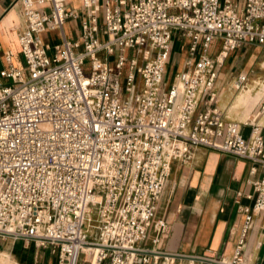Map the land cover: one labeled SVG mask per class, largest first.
<instances>
[{
  "label": "built area",
  "instance_id": "2783aa9c",
  "mask_svg": "<svg viewBox=\"0 0 264 264\" xmlns=\"http://www.w3.org/2000/svg\"><path fill=\"white\" fill-rule=\"evenodd\" d=\"M79 2L21 0L23 63L7 52L0 68V236L49 249L56 264L147 263L139 244L170 162L202 147L246 159L249 175L261 168L247 179L251 205L238 206L239 244L214 261L241 264L242 238L264 210V139L254 120L222 118L214 84L230 52L264 49V0H244L241 12L218 0ZM69 19L80 20L77 38L63 32ZM56 29L50 53L41 33ZM174 31L186 53L167 86ZM249 73L237 72L231 87L260 89L259 114L264 77Z\"/></svg>",
  "mask_w": 264,
  "mask_h": 264
},
{
  "label": "crops",
  "instance_id": "0c3cea01",
  "mask_svg": "<svg viewBox=\"0 0 264 264\" xmlns=\"http://www.w3.org/2000/svg\"><path fill=\"white\" fill-rule=\"evenodd\" d=\"M218 1L220 5L229 1L237 12H241L244 0ZM79 6L78 0L71 7ZM78 20L66 21L63 26L65 35L72 33L73 27L80 28ZM24 24L21 0H0V68L8 66L5 59L7 52L12 54L13 65H22L18 34ZM47 31L51 30L41 34ZM52 31H58L60 38L52 45L41 36L50 53L62 36V31ZM244 45L233 53L236 60L225 65L226 72H218L214 84L216 106L224 120L257 122L264 139V112L257 114L254 109L260 91L252 96L249 92L239 94L241 90L231 87L234 75L239 71H249L256 59L253 52L242 47ZM261 50L260 58L264 59V49ZM260 64L262 68L264 61ZM228 78L230 80H226ZM240 131L246 136L248 126L241 124ZM249 167L250 162L246 159L202 147L193 148L187 160L172 159L163 192L147 227L146 238L139 244L145 250L140 255L147 256L148 262L134 264H217L214 261L231 258L239 244L243 222L238 206H250L252 203V188L247 179L261 174V168L255 165L254 174L249 175ZM159 224H162L161 232L157 231ZM154 238L158 239L157 242L152 241ZM31 247L33 253L30 256L26 251ZM40 251L31 241L0 236V254L6 255L12 264H49ZM240 257L241 264H264V210L252 216L251 227L242 238Z\"/></svg>",
  "mask_w": 264,
  "mask_h": 264
},
{
  "label": "rangeland",
  "instance_id": "374dc122",
  "mask_svg": "<svg viewBox=\"0 0 264 264\" xmlns=\"http://www.w3.org/2000/svg\"><path fill=\"white\" fill-rule=\"evenodd\" d=\"M77 2H78V0H71L70 5L74 6L75 4H77ZM101 3H103V0H101ZM79 22H80V20H78V24H79ZM57 32L58 31H52V30L47 31V32L43 33V35L41 34V36H42L43 40H45L46 42H48L49 44L52 45V44L56 43L57 41H59V39H60ZM78 35H79V28H77V27H73L72 33H70V34L68 33V37H70V38H77ZM242 47H244V48L246 47L247 51H251L256 55V59L253 62L252 66L250 67L249 78L264 77V68L259 67V62L263 59V58L262 59L260 58V54H262L261 52L263 50H261V48H259V47H258L259 49L255 48L256 46H252V45H246V46L244 45ZM242 50H243V48H242ZM236 51H239V50L236 49L235 51H233L229 54V57L223 63V67H221L219 69V73L224 74L226 72L225 71V68H226L225 65L229 61H232L234 59L236 60V57H233L234 56L233 53ZM185 53H186L185 52V40L181 37V33L179 31H174L172 34L170 57H169L168 63L166 64L167 75L165 76L164 81H165V84L167 86L170 84L174 72L178 71L181 68L182 58L185 56ZM109 59H110V62L112 64L113 61L115 60L114 54L110 55ZM21 60H22V57H21ZM263 67H264V64H263ZM231 76H233V73ZM226 80H230V78H228ZM249 87L250 86H248L247 88H249ZM242 93H246V92L242 91L239 94H242ZM251 95H253V93ZM236 108H238V107H236ZM26 252L29 253L31 256V254L33 253V247H31L30 250L27 249ZM40 254L45 259V262L48 261L49 264H56V255L51 254L49 249H42L40 251ZM10 259L12 260L11 257H10ZM103 264H106V262H104Z\"/></svg>",
  "mask_w": 264,
  "mask_h": 264
},
{
  "label": "bare ground",
  "instance_id": "6f19581e",
  "mask_svg": "<svg viewBox=\"0 0 264 264\" xmlns=\"http://www.w3.org/2000/svg\"><path fill=\"white\" fill-rule=\"evenodd\" d=\"M242 91H244V92H249L250 94H252L253 93V95L252 96H255L256 94H257V92L258 91H261L260 89H258V90H255L254 92H252L251 91V88L249 87V88H246V89H242L240 92H242ZM260 95V94H259ZM259 98V97H258ZM258 100V99H257ZM0 264H12L11 262H10V260L8 259V257L6 256V255H4V254H0Z\"/></svg>",
  "mask_w": 264,
  "mask_h": 264
}]
</instances>
